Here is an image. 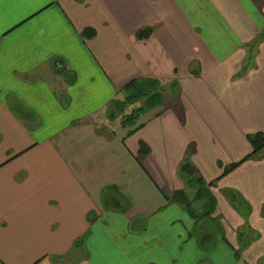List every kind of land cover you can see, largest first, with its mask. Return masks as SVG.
Returning a JSON list of instances; mask_svg holds the SVG:
<instances>
[{"label": "crops", "instance_id": "obj_1", "mask_svg": "<svg viewBox=\"0 0 264 264\" xmlns=\"http://www.w3.org/2000/svg\"><path fill=\"white\" fill-rule=\"evenodd\" d=\"M263 31L264 0H0V264H185L191 216L172 194H194L189 149L217 200L201 245L264 264V151L246 158ZM135 78L159 79L165 105L126 136L107 107Z\"/></svg>", "mask_w": 264, "mask_h": 264}, {"label": "trees", "instance_id": "obj_2", "mask_svg": "<svg viewBox=\"0 0 264 264\" xmlns=\"http://www.w3.org/2000/svg\"><path fill=\"white\" fill-rule=\"evenodd\" d=\"M152 32L153 28H142L136 32V37L138 39H146L152 34ZM94 34L95 32L92 29H87L82 33V36L85 38H91ZM258 39H264V31L257 38V41ZM191 72L198 75L199 69L193 68ZM170 86L173 87V89H178V82L173 81ZM122 92L124 94V98L122 100L113 99L107 107V115L111 120L121 118L122 127L127 129L126 136L132 135L143 127L144 124L141 122V118L145 114L165 105V87L157 78H135L123 87ZM130 106H134V108L128 112L127 109ZM162 111L158 112L157 115L161 114ZM248 140L251 143L253 150L246 158L264 151V132L259 131L249 134ZM147 152V146L142 144L141 153L146 154ZM190 153L191 150L189 149L184 161L179 167V175L183 178V180H185L186 186L194 191V194L190 195L186 190L180 189L172 194V199L176 204L182 206L191 217L195 218L196 221H201L203 217H208V224L213 228V222L217 225V220L219 222V219L218 217L212 216L216 211L217 206L216 197L210 189L212 182H207L200 172H198L190 160ZM239 164L240 162L231 164L225 169L224 174L232 171ZM110 188L109 190H112ZM164 195L169 196V194L165 191ZM233 197L232 202L234 204L236 198ZM121 203H123L122 211L126 212L129 208L128 203L125 200H122ZM89 219L91 220L90 216ZM209 226L208 228H210ZM131 228L135 231H141L144 229V222L135 218L131 223ZM205 229L206 227L203 228L201 233L205 232ZM208 235V237H214V234L212 233ZM239 235L242 236V232ZM204 236L205 234L202 237ZM221 238H223L224 241L227 240L224 233H222ZM78 244L79 242L77 241L75 245L77 246ZM235 256L237 258L240 257V250L235 251Z\"/></svg>", "mask_w": 264, "mask_h": 264}, {"label": "rangeland", "instance_id": "obj_3", "mask_svg": "<svg viewBox=\"0 0 264 264\" xmlns=\"http://www.w3.org/2000/svg\"><path fill=\"white\" fill-rule=\"evenodd\" d=\"M172 91L175 90L173 87H171ZM177 90V88H176ZM175 90V91H176ZM138 106V105H136ZM131 106L127 109L128 112ZM190 216V215H189ZM208 217L204 218L200 221H196L194 217H191L190 220V226L193 235L192 238L188 240L187 244H185V253H184V262L185 264H199L200 259L202 260V264L205 263H212L215 264H230L228 258L230 256V249L227 248V253H225L224 248L221 247L218 249L217 242H214L217 237H215L213 240L208 241L205 243V245H201V235L203 236L205 233H201L203 231V228L206 226V230L210 231V233H214L217 231L214 227V223L212 224L213 228L209 226L208 224ZM189 222V221H188ZM141 224V222H140ZM210 227V229L208 228ZM205 230V232H206ZM244 234V232H242ZM212 242V243H211ZM201 251V254L198 252Z\"/></svg>", "mask_w": 264, "mask_h": 264}]
</instances>
